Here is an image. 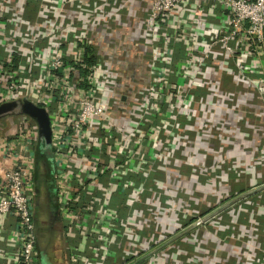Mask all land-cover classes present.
Listing matches in <instances>:
<instances>
[{"label":"built area","instance_id":"2783aa9c","mask_svg":"<svg viewBox=\"0 0 264 264\" xmlns=\"http://www.w3.org/2000/svg\"><path fill=\"white\" fill-rule=\"evenodd\" d=\"M41 1L47 6L33 20L22 15L25 0L0 2V104L29 100L48 113L56 201L75 242L68 264L127 257L134 264L145 252L134 233L142 229L140 178L148 180L159 162L167 170L168 149L184 140L164 119L171 106L187 121L205 108L257 119L256 99L264 111V0ZM131 4L144 8L139 35L150 56L143 80L119 37L126 24L117 15ZM236 80L247 90L225 85ZM7 120L15 129L0 136V217L12 220L14 248H0V259L39 264L38 125L21 113ZM246 168L252 175L253 161Z\"/></svg>","mask_w":264,"mask_h":264},{"label":"crops","instance_id":"0c3cea01","mask_svg":"<svg viewBox=\"0 0 264 264\" xmlns=\"http://www.w3.org/2000/svg\"><path fill=\"white\" fill-rule=\"evenodd\" d=\"M0 2L3 4V0H0ZM46 6L47 4L43 3L41 0H25V3L21 7L22 15H24L27 19L33 20L35 15L40 12L43 7ZM142 9L144 8H142L141 6L137 8L131 4L129 9L123 7L121 9V15H117V18H119V20L123 22V26L125 24V26H128V33L126 34V36H122L123 44L125 45L126 52H129L132 55L131 57H134L135 60L138 58L135 76L140 80H143L144 78L145 65L143 64V62L146 61V59H148V57L150 56V54H148L145 41L139 35V31L144 24V22H142L144 18ZM225 85L227 87L238 86L237 83L234 84L232 82H229ZM240 88H242L241 85L237 89ZM244 90L246 91L247 89ZM251 93L255 94L252 89ZM205 95V91L202 90L200 92V96L204 97ZM253 99H255V96ZM252 107L254 108V110L252 111L253 114L259 115L260 118L256 119L250 117L248 121L239 120V125H234V127L231 122L237 121V117L235 116V113L233 111L216 110L224 114L227 112L225 114V117L220 120V123H222L220 127L222 129L220 130V132H218V135H220L222 142L227 141L229 144L227 148H229L228 152L230 161L226 163V161L223 160L222 162L225 163L224 167L218 166L216 170L214 169L212 171L214 174H219V178H221L224 176L222 173L223 168H228L231 171V184H227L224 182L221 183L220 181H218L216 183H212L211 186H207L208 189H211L213 191L212 194H209L210 198L208 199L207 204L209 205L212 203L213 206L218 205L211 210L213 211L217 207L225 206L228 200L234 198L230 201L232 203H227V205L229 204V206L225 208V210L223 211L224 216H222L223 219L229 220V224L227 225V229L229 231L225 232V236H231L232 238H230V241L224 240L223 242H221L222 236H224V234L221 235V231H218L217 229L214 232V234H216L217 236L206 234L207 232L201 230V228L199 227L195 228L196 230H192V232L194 231L198 236H200L201 234L200 239L203 243V247L201 249L204 250V252H207L210 247L212 248V253L210 254L211 257H206V260H204L205 264L264 263L261 254H264V111L261 103H259L257 99L252 103ZM204 111H200L201 115L197 117L203 118L205 114ZM195 123L196 125L199 124V120L195 119ZM196 141L198 142L199 139H196ZM188 142L189 141L187 139H184L182 144H184V146L186 147L188 146ZM142 149L146 150V148L144 147H142ZM174 149L176 151L175 155L179 156L181 154V148L180 151H178V148ZM225 149L226 147L223 150ZM250 150H253L254 152H256V154L249 157L244 155V153H247ZM240 159L243 161L241 166L239 165ZM211 160L213 159L211 158ZM252 161L255 164V169L253 172L251 171V175L249 169L246 168L244 170V166L248 163H251ZM174 162L175 160L171 164V160H169V166L173 165ZM233 166H235V169H233ZM155 167L156 169L154 171L157 172V177L166 176L164 175V166L162 163H157ZM247 180L250 183H248ZM177 184H179V181L176 182V185ZM218 184H227V186H229L227 190L231 195L230 197H227V200L226 198H223V195L220 194V196H217V193L214 192L215 190L221 189L217 186ZM44 187L45 184L41 183L39 190H36L37 194L34 204V208L38 207L37 212H35L36 210L34 209V213H36L34 222L37 233L39 264H68V247L70 243L73 244L75 242H73L66 235V224L61 218L60 220L56 221L57 223H55V225L53 224L55 222V219L52 220L53 217H51L50 215L49 207L47 206V204H45L46 202L44 204L42 203L41 205H43V207H45V209L47 210L46 212L49 214V219L43 220L44 216H41L42 210L39 207V202L36 200L40 196L44 197L43 193L47 191V189L44 190ZM193 188V190H199V186H193ZM232 190L234 193L238 194L247 192L248 190L249 192H247V195L244 197L242 195L238 196L240 197L238 199L237 196L233 195L234 193L232 194ZM187 191L188 188L183 187L181 191L179 190V192L176 194H179L180 196L184 195L187 198L189 197ZM191 203L190 201L188 203L186 202L187 206H191ZM192 204H197L199 206L201 205L199 202L194 203V200ZM201 207V209H204L203 206ZM11 224L12 220L10 218L2 219V217H0V248H5L9 252L12 248H14V245L9 242ZM56 224L58 227H56ZM183 229L184 225L182 227V230ZM162 231L168 233V227H166V229H162ZM192 232H182V238L187 237ZM195 234L193 233L194 236H196ZM259 246L261 247V253H259ZM163 249L164 248H162L160 251L155 252V256L158 258L157 264H162L163 261L165 262L166 251L161 253V251H164ZM181 250L183 249L181 248ZM176 260H179V263L183 264L184 260L182 258H177V256L173 257L171 263L175 264ZM184 263L187 264V262L185 261ZM0 264H3L1 259Z\"/></svg>","mask_w":264,"mask_h":264},{"label":"rangeland","instance_id":"374dc122","mask_svg":"<svg viewBox=\"0 0 264 264\" xmlns=\"http://www.w3.org/2000/svg\"><path fill=\"white\" fill-rule=\"evenodd\" d=\"M127 33L128 26H125L119 35V37H121L120 39L123 38L122 36H126ZM115 35H113V37H117ZM177 61V58H175V62ZM133 63L132 61V64ZM236 82L238 86L241 85L238 80H236ZM142 87L144 88L143 85ZM192 93L193 91L190 89L189 95L191 96ZM172 102H175V98ZM178 113L179 109L175 105H172L167 113V117L164 119L169 121V130L172 136L181 138L179 135L182 134L183 137L185 136L184 139L189 141L187 143L188 146L185 147L184 144H177L178 141L171 144V148L167 151V159L171 160V164L174 160L175 162L170 166L167 163L168 171H164L165 177H157V172L153 171V174L150 173L147 176L148 180H144L143 176L140 178L142 181V189L140 192L141 201L139 209L142 218V229H136L134 233L135 236H138L139 233L141 237L142 248L145 250L141 259L146 258V264H148V261L152 260L157 262L158 258L153 255V253L160 251L162 248L167 250L165 252V262L163 261L162 264H172L171 261L174 256L182 258L187 264H205L204 260H206V257H211L212 248L210 247L207 252L201 249L203 247V243L200 239L201 234L198 236L194 231L192 232V230L197 227L206 231V234L215 236H217L214 234L216 229L221 231L220 234H224L221 242L224 240L230 241V238H232L231 236H225V232L229 231L227 229L229 220H225L222 217L224 216L223 211L232 203L230 202L232 199L228 200L227 203L230 202L228 205L226 203L225 206L217 207L213 211L211 210L218 205L213 206L212 203L209 205L207 204L210 198L209 194L213 192L211 189H208L207 186H211L212 183L218 181L231 184V171L228 168H223L222 173L224 176L221 178H219V174H214L212 171L214 169L216 170L218 166L224 167L225 163L222 162L223 160H225L226 163L230 161L229 148H227L229 144L227 141L222 142L220 135H218V132L222 129L220 127L222 125L220 120L225 117L227 112L224 114L219 111L205 110L203 118L197 117L201 115V112H196L194 116L190 113L191 119H189V121H192L191 124H188L189 121ZM187 113H189L188 110ZM234 113L237 117V121L231 122L233 127L234 125H239V116L245 114L244 110H236ZM143 114L145 115L146 112ZM11 115L14 114L0 117V136H8L13 133L15 129L13 126L15 125V120H7ZM195 119L199 120V124L196 125ZM196 139H199V141L197 142ZM225 147L226 149L223 150ZM174 148H178V151H180L181 148V154L179 156L175 155L176 151ZM254 154H256V152L253 150L244 153L246 156H253ZM211 158L213 160H211ZM242 163L243 161L240 159L239 165L241 166ZM177 181H179V184L176 185ZM247 182L250 183L248 180ZM227 184H218L217 186L221 189L214 191L217 193V196L221 194L226 200L228 199L227 197L231 195L227 190L229 187ZM193 186H199V190H193ZM183 187L188 188L187 192L189 197L187 198L184 195L180 196L176 194L179 190L181 191ZM247 192H249V190ZM247 192L238 194L234 193L232 190V194L234 193L233 195L237 196L238 199L240 195L243 197L246 196ZM43 196L45 197V193H43ZM193 200L194 203L199 202L201 205H193ZM36 201L39 202V207L42 210L41 216H44L43 220H48L49 214L46 212L47 210L45 207L41 205L45 203V199L42 198V200H39L38 198ZM189 201L190 203L192 202L191 206H187L186 204V202L188 203ZM34 204L33 210L35 209V212H37L38 207L34 208ZM201 206H203L204 209H201ZM35 214L36 213H34V217ZM183 225L184 229L182 230ZM166 227H168V233L162 231V229H166ZM185 231L192 233L182 238V232ZM193 233L196 236H194ZM181 248L183 250H181ZM259 253H261V247ZM261 254L262 260H264V254ZM176 261L178 264H181L179 260ZM184 261L183 264H185Z\"/></svg>","mask_w":264,"mask_h":264},{"label":"water","instance_id":"95a60500","mask_svg":"<svg viewBox=\"0 0 264 264\" xmlns=\"http://www.w3.org/2000/svg\"><path fill=\"white\" fill-rule=\"evenodd\" d=\"M20 113L31 117L37 122L39 148L43 152L51 154V128L47 111L29 100L24 102L13 100L0 104V117Z\"/></svg>","mask_w":264,"mask_h":264},{"label":"trees","instance_id":"16d2710c","mask_svg":"<svg viewBox=\"0 0 264 264\" xmlns=\"http://www.w3.org/2000/svg\"><path fill=\"white\" fill-rule=\"evenodd\" d=\"M88 63L95 62V58L90 57L87 60ZM54 166L51 154L43 152L39 146L35 150V171H34V185L36 189L39 190L40 184L45 183L47 185L48 190L50 193L52 192L54 195V205L58 208V204L56 203V190L54 187ZM53 183H52V182ZM45 198H47V193ZM120 256V257H119ZM119 258H122V254L118 255ZM133 258L127 257L125 259H117L118 264H132ZM134 264H146V258L141 259Z\"/></svg>","mask_w":264,"mask_h":264},{"label":"flooded vegetation","instance_id":"af4514ba","mask_svg":"<svg viewBox=\"0 0 264 264\" xmlns=\"http://www.w3.org/2000/svg\"><path fill=\"white\" fill-rule=\"evenodd\" d=\"M52 182V181H51ZM53 183V182H52ZM45 184V183H44ZM47 189V191L45 192V193H47V198H45V204H47V206L49 207V211H50V215H51V217H53L52 218V220H54L55 222L53 223L54 225H55V223H57L56 221L57 220H60V218H61V216H60V214H59V209L54 205V195H55V191H54V194L51 192L50 193V190H48V188H47V185L45 184V187H44V190H46ZM36 187H35V194H37L36 193ZM41 195V194H40ZM40 199L41 198H43L44 199V197H42V196H40L39 197ZM56 200V199H55ZM56 203H57V201H56ZM56 227H58L57 226V224H56Z\"/></svg>","mask_w":264,"mask_h":264}]
</instances>
